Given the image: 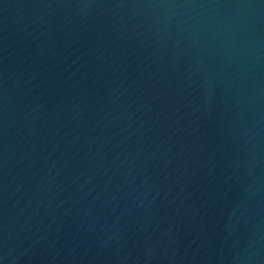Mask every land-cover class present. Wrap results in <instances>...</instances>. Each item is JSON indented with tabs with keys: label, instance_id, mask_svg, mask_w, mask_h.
<instances>
[{
	"label": "water",
	"instance_id": "1",
	"mask_svg": "<svg viewBox=\"0 0 264 264\" xmlns=\"http://www.w3.org/2000/svg\"><path fill=\"white\" fill-rule=\"evenodd\" d=\"M0 264H264V0H0Z\"/></svg>",
	"mask_w": 264,
	"mask_h": 264
}]
</instances>
